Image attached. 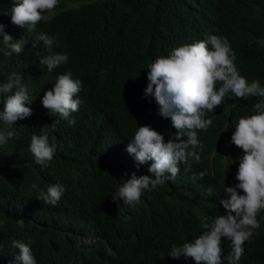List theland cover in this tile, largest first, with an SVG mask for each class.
<instances>
[{"label":"trees","instance_id":"obj_1","mask_svg":"<svg viewBox=\"0 0 264 264\" xmlns=\"http://www.w3.org/2000/svg\"><path fill=\"white\" fill-rule=\"evenodd\" d=\"M12 7L13 0H0V23L27 44L20 54L0 53V85L13 73L21 76L32 114L12 126L0 122V131L15 132L0 145V264H18L14 240L29 245L37 264H195L169 254L201 235L212 220L210 210L244 155L231 143L234 127L240 118L256 114L254 105L264 97L237 99L228 93L206 114L211 126L198 132L204 145L199 164L191 171L181 164L174 180L145 191L135 206L113 202L112 195L132 173L147 175L142 169L153 163L137 165L126 148L138 127L157 131L147 115L158 114L159 106L144 95L148 66L156 58L207 32L217 33L227 38L240 75L264 87V47L256 43L264 41V0H58L34 32L11 23ZM40 33L55 36L53 51L68 56L51 72L39 63L47 55L35 39ZM30 41L36 43V55ZM69 71L83 82L74 96L79 109L69 117L76 123L60 119L55 131L49 129V144L56 151L43 167L29 150L31 137L44 125L52 126L55 117L42 98ZM200 172L206 173L202 180ZM236 175L231 186L238 182ZM54 184L64 188L55 206L37 199L38 191ZM257 220L260 227L244 243L239 264H264V210ZM229 244L222 238L223 264Z\"/></svg>","mask_w":264,"mask_h":264},{"label":"clouds","instance_id":"obj_2","mask_svg":"<svg viewBox=\"0 0 264 264\" xmlns=\"http://www.w3.org/2000/svg\"><path fill=\"white\" fill-rule=\"evenodd\" d=\"M57 4L58 0H13L11 23L34 32L37 23L45 18L43 13L54 10ZM0 37L3 44L0 53L6 57L22 53L27 44V40L14 39L7 34L2 23ZM35 39L43 43L47 52L39 61L47 71L67 63V54L53 51L54 45L58 46L55 36L40 33ZM256 43L264 47V41L257 40ZM30 44L36 55V43L30 41ZM235 60L227 38L207 32L194 39L193 44L177 47L167 57H158L148 66L144 95L154 97L159 110L158 114L147 115V119L152 127L167 136L168 141L165 142L164 136L149 126L137 128L126 151L134 156L137 165L149 161L153 163L142 169L148 176L132 173L131 178L112 195L113 202L122 200L124 205L135 206L140 203L142 193L174 180L181 164L186 166L185 171H191L193 164H199L204 145L198 138V132L211 126L212 120L206 119V114L220 106L228 93L237 99L264 97V87L258 80L248 83L240 75ZM40 65L38 70L46 74L45 68ZM72 75L70 71L59 75L54 87L42 98L43 107L55 120L52 126L44 125L39 135L31 137L29 150L37 165L46 167L56 151L49 144V129L55 131L60 119L66 120L70 126L76 123L69 117L79 109L80 100L74 99V96L81 91L83 82L73 79ZM218 82L221 86L217 90ZM0 94L3 97L0 100L3 105L0 122L4 125L12 126L32 114L31 108L25 106L31 102L21 83V76L11 74L8 81L0 85ZM254 109L256 114L240 118L234 127L231 143L242 149L244 155L239 158L238 171L232 172L225 183L224 194L216 199L214 208L210 210L212 220L203 225L205 230L191 242L173 247L169 254L171 258H191L195 264H223L221 242L222 238H226L230 241L231 250L223 259L227 260V264H239L244 243L260 227L257 215L264 210V100L256 103ZM14 136V131H0V145ZM205 175V172H200L199 179L202 180ZM235 175L238 182L231 186ZM196 178L193 177L194 180ZM32 187L38 188L35 184ZM63 193V186L54 184L46 192L38 191L37 199L55 206ZM208 193L212 194L211 188ZM16 222L24 225L22 220ZM12 246L19 250L15 256L18 264H37L28 244L14 240Z\"/></svg>","mask_w":264,"mask_h":264}]
</instances>
